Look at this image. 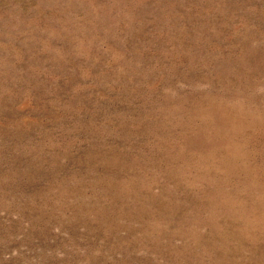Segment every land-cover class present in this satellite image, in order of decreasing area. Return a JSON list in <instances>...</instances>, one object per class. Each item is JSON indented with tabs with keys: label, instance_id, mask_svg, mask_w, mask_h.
Listing matches in <instances>:
<instances>
[{
	"label": "rangeland",
	"instance_id": "374dc122",
	"mask_svg": "<svg viewBox=\"0 0 264 264\" xmlns=\"http://www.w3.org/2000/svg\"><path fill=\"white\" fill-rule=\"evenodd\" d=\"M0 264H264V0H0Z\"/></svg>",
	"mask_w": 264,
	"mask_h": 264
}]
</instances>
